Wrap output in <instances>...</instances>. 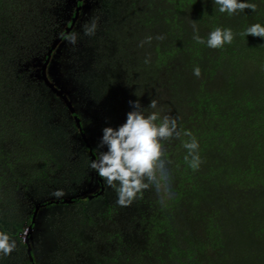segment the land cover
I'll use <instances>...</instances> for the list:
<instances>
[{"label": "trees", "instance_id": "trees-1", "mask_svg": "<svg viewBox=\"0 0 264 264\" xmlns=\"http://www.w3.org/2000/svg\"><path fill=\"white\" fill-rule=\"evenodd\" d=\"M64 1L0 0V231L17 244L0 264H38L35 242L21 237L24 226H34L37 205L72 206L48 264H81L82 252L93 253L95 264H264V39L244 35L250 25H264V0H250L255 11L232 16L213 0H123L117 20L107 22L103 65L122 70L146 113L159 111L175 118L181 133L191 131L202 161L197 170L188 166L183 134L165 141L170 185L159 193L145 189L119 209L120 218L113 205L105 210L99 202L105 182L90 167L99 159V140L87 139L80 114L41 79L47 58V74L55 66L64 71L58 47L83 4L72 1L61 26L56 13ZM193 21L205 41L221 27L232 29L233 42L220 49L197 43ZM152 100L157 109L148 107ZM50 110L59 123H42ZM91 178L96 191L42 197ZM37 196L43 201L36 203Z\"/></svg>", "mask_w": 264, "mask_h": 264}, {"label": "rangeland", "instance_id": "rangeland-1", "mask_svg": "<svg viewBox=\"0 0 264 264\" xmlns=\"http://www.w3.org/2000/svg\"><path fill=\"white\" fill-rule=\"evenodd\" d=\"M72 1L74 0H65L62 11L56 13L57 16H61L59 21L61 26L64 25L63 21L67 17L65 15L68 12V7L70 6L71 9ZM122 3L123 0H85L80 9L81 13L77 17L75 29L70 32V34H76V43L73 45L64 39L62 45L58 47L60 59L64 57L66 60L57 63L64 68V71L55 66L56 72L52 81L57 80L55 84L72 100L74 109L80 114L83 123L86 125L87 139L92 143H95V140H100L102 135V130L97 127L99 123H104L105 127H117L122 124L126 119L127 112L132 110L129 101H134V98L123 84L122 70L119 67L111 69L103 65L102 61H105V58H102V53H100L101 47L106 48L110 41L105 36L106 24L117 20L118 9ZM122 11L123 9H120V14ZM87 20L96 24L94 35H85L81 28L84 27L83 24ZM129 21L132 25L135 23L133 18H129ZM128 24L127 21L121 28L128 26ZM108 26L110 27V24ZM110 48L109 51L111 52L112 47L110 46ZM35 70L37 74L38 68ZM58 121L59 119L56 115H52L50 110L46 119L43 118L42 123H53L55 125L56 122L59 123ZM90 181H93L92 178L88 182ZM88 182L86 185L83 182L78 185L73 183L68 190L60 191L56 189L54 192H49L42 197H45V199L53 197L68 199L75 197V195H81L84 191H96L98 187L95 180L92 182L93 184ZM105 186L106 199L99 202L104 205L105 210L106 203L113 205L117 209L116 218H120L121 210L119 209L124 206L117 204L115 191L108 187L106 183ZM84 187H88V189ZM57 192H61L62 195H55ZM42 197L37 196L36 203L43 201ZM71 207L70 205H62L41 208L36 212L34 226L30 230L24 226L21 237L27 240L28 235H30L31 240L35 242L38 247L35 251V259L38 264H48L53 252H56L57 248L55 246L57 243L62 242L63 235L60 230L63 225L60 227V221L64 219V213L69 214L68 210H71ZM99 209L101 210V208ZM98 213L102 215V212ZM119 222L121 223L122 219H119ZM80 260L81 264H95L93 253L84 255V252H82Z\"/></svg>", "mask_w": 264, "mask_h": 264}, {"label": "clouds", "instance_id": "clouds-1", "mask_svg": "<svg viewBox=\"0 0 264 264\" xmlns=\"http://www.w3.org/2000/svg\"><path fill=\"white\" fill-rule=\"evenodd\" d=\"M218 6L220 13L232 16L242 13L245 9L255 11L257 5L250 0H213ZM96 24L84 26L85 35H94ZM193 39L197 43L205 44L209 48L220 49L225 44H231L234 34L231 28L217 27L208 33L207 40L198 35V29L193 21ZM245 37L251 35L264 39V25L252 24L245 29ZM65 39L75 44L77 37L71 33ZM163 39V37H158ZM152 37H146L141 41L151 43ZM148 63V58L145 59ZM193 75H201L200 68L194 67ZM131 111L127 112L125 121L117 127L106 126L102 129L97 149L99 159H94L90 167L103 178L104 182L115 191L117 204L121 206L130 205L143 194L150 186H155L158 193L168 188L171 182L166 172V159L164 142L181 135L189 139L183 141V147L187 150L184 159L188 166L197 170L201 164L199 155V142L191 131L184 129L183 133L178 130L177 120L169 116H161L159 111L146 113L139 99L129 101ZM151 109H157V102L152 100L148 105ZM55 195H62L61 192ZM17 247L16 241L5 231H0V255L8 256Z\"/></svg>", "mask_w": 264, "mask_h": 264}, {"label": "water", "instance_id": "water-1", "mask_svg": "<svg viewBox=\"0 0 264 264\" xmlns=\"http://www.w3.org/2000/svg\"><path fill=\"white\" fill-rule=\"evenodd\" d=\"M81 6L76 8V13L75 15L72 17V23L70 26H67L65 33H68V31L70 30V28L73 26L75 20L78 17V11L80 10ZM61 38L57 37L56 40L54 41V45L59 42ZM47 60L42 64V68H41V79L44 81V84L53 92L55 93L57 96H59L67 105L70 106V111L72 114L75 115V109L72 107L71 102L67 96V94L65 92H63L61 89L58 88V86L55 84L57 80L54 79V81H52L51 79L48 78V74H47V70H46V64H47ZM48 72L52 75H54V73L56 72L54 69H49ZM79 119H76V122L78 123ZM84 139L86 141V138L84 136ZM39 205H37L36 209L34 210L33 216H32V222H35V215L36 212L38 211ZM32 227L29 226L28 230H30Z\"/></svg>", "mask_w": 264, "mask_h": 264}, {"label": "flooded vegetation", "instance_id": "flooded-vegetation-1", "mask_svg": "<svg viewBox=\"0 0 264 264\" xmlns=\"http://www.w3.org/2000/svg\"><path fill=\"white\" fill-rule=\"evenodd\" d=\"M79 1H80V2H81V1H83V4H84V1H85V0H75V3H74V4H76V3H77V2H79ZM83 4L76 5V7H79V6H81V7H82V5H83ZM80 9H81V8H80ZM72 27H73V26H72ZM48 75H49L50 79L52 80V79H53V77H52V75H51L49 72H48Z\"/></svg>", "mask_w": 264, "mask_h": 264}]
</instances>
